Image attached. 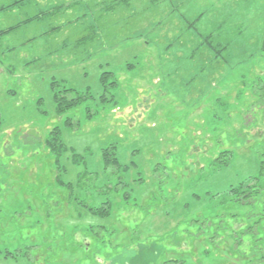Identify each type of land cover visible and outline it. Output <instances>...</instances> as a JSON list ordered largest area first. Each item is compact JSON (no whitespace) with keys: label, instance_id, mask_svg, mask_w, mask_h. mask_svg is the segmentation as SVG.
I'll use <instances>...</instances> for the list:
<instances>
[{"label":"rangeland","instance_id":"1","mask_svg":"<svg viewBox=\"0 0 264 264\" xmlns=\"http://www.w3.org/2000/svg\"><path fill=\"white\" fill-rule=\"evenodd\" d=\"M17 23L0 35V264H264V0H23L0 9V30ZM62 86L94 99L58 114Z\"/></svg>","mask_w":264,"mask_h":264},{"label":"trees","instance_id":"2","mask_svg":"<svg viewBox=\"0 0 264 264\" xmlns=\"http://www.w3.org/2000/svg\"><path fill=\"white\" fill-rule=\"evenodd\" d=\"M23 1V0H22ZM21 0H16L14 2H11L10 4L1 6L0 9H7L8 7L15 5L19 2H22ZM34 19L35 17H28L23 20V23L28 22L31 19ZM17 23L14 26L7 27L6 29L0 30V35L3 33H6L10 30L15 29V27L18 25ZM100 83L102 85V88L104 90V93L100 95L99 102H111L110 105H113V96L109 95L108 97L106 96V91L116 85V80L113 77V72L110 70H104L100 73L99 76ZM53 97L55 100V106H56V111L58 114H64L66 110L74 105H77L87 99H94L92 94L89 93L87 90L86 91H79L73 87H65L62 86L60 89L56 88L54 89L53 92ZM103 107V105H102ZM96 111H90L87 109V116L90 118L94 116ZM65 124H72V118L71 117H66L64 120ZM51 137L47 141V145L49 144L51 149L54 150L57 148V145L55 146L56 141L58 140V135H59V128L57 126H54L51 131H50ZM102 161H103V167L104 169H110L113 170L114 168H119L120 163L117 159V156L114 151V146L110 145L107 147L102 148ZM238 187H235V185L232 186V192L236 195V192L239 193V197L237 196V199H235L237 202H243L247 203L250 205L254 204V198H251L252 195L247 194L248 190L246 191V187H250L248 185H242L239 184L237 185ZM236 191V192H235ZM244 192V193H242ZM107 203V200L103 202V204ZM109 205L107 204L106 206H88V211L93 214H101V215H107L109 213ZM248 214V213H247ZM251 213L247 216L250 217ZM211 239H213V236H211ZM222 241V238L220 239ZM214 245V244H213ZM34 246V245H33ZM30 247V246H28ZM36 247V246H35ZM215 247V245H214ZM176 263H183V261H179L178 259L175 260ZM167 261L163 262V264H166Z\"/></svg>","mask_w":264,"mask_h":264}]
</instances>
